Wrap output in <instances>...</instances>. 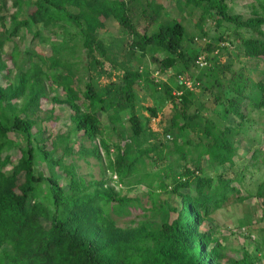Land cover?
Masks as SVG:
<instances>
[{"label":"trees","instance_id":"1","mask_svg":"<svg viewBox=\"0 0 264 264\" xmlns=\"http://www.w3.org/2000/svg\"><path fill=\"white\" fill-rule=\"evenodd\" d=\"M132 1L0 0V10L11 3L9 25L4 22L6 16H0L5 34L0 36V72H5L4 83L0 82V264L260 263V257L249 251L241 257L226 255L217 239L202 231L201 226L212 219L211 213L222 206L229 193L239 191L232 184L245 178L235 161L240 150L237 138L243 134L252 146L255 143L250 132V109L259 108L264 102H256L261 88L248 71L258 68L254 61L264 59V1L258 0L261 11L254 4L253 14L244 17L232 12L233 0H182L200 14L199 36H208L201 27L208 18L214 19L221 31L217 36L219 45L209 43L204 49L206 59L212 61L206 66L208 72L195 81L196 86H203L212 109L180 81L175 87L164 86L176 117L170 118L164 133L176 136L174 152L181 158L194 156L191 161L195 168L185 166L181 171L174 167L177 160L171 163V151L164 154L166 147L162 143L142 149L130 161L127 151L118 145L115 157L110 158L111 146L101 113L114 122L122 120V116L135 142L147 135L159 140V134L150 127L151 118L158 115L159 109L141 105L136 88L146 84L157 91L160 84L147 67L119 61L118 53L105 45L101 36L110 29L109 19L116 21L130 39L121 51L140 58L151 55L161 71L188 72V63L195 60L197 65L199 56L185 49V41L194 42L197 37L188 34L183 22L172 19L161 24L148 1L134 21ZM141 19L148 22L144 29ZM154 23L159 26L150 31ZM51 34L62 36L58 42H50L54 60L31 48L35 42L48 44ZM29 36V42L20 50L15 39ZM12 43L13 50L7 53L5 46ZM221 51L239 61L240 69L234 71L230 61L221 63ZM84 53L88 64L97 69V76L90 75L82 88L76 76ZM159 53L164 57L159 58ZM111 71L121 74L119 80H109L100 87L99 78L107 75L110 79ZM175 88L182 94H174ZM59 91L63 95H58ZM185 91L190 100L181 98ZM50 100L65 107L71 127L45 137L48 129L34 115ZM206 110L214 115L209 117ZM78 137L91 141L92 147L81 143L78 153H74L69 143ZM102 147L121 188L132 184L126 179L138 171L137 164L145 156L157 152L158 159H169L157 185L159 193L152 189L155 178L147 182L151 188L148 193L152 198L160 193L180 196L179 210L167 200L160 206L177 212L176 217L162 224L141 221L136 226H118L114 216L128 214V207L139 203V199L123 195L121 188L109 184L110 179L87 181L69 163L74 154L101 158ZM205 156L207 167L201 161ZM40 159L46 167L45 175L38 171ZM216 167L227 171L208 175ZM229 170L234 172L231 177ZM61 172L67 184L59 179ZM136 182L144 179L141 176ZM191 189L192 193L183 192ZM263 192L264 181L257 191L264 204ZM261 246L264 250V244Z\"/></svg>","mask_w":264,"mask_h":264},{"label":"rangeland","instance_id":"2","mask_svg":"<svg viewBox=\"0 0 264 264\" xmlns=\"http://www.w3.org/2000/svg\"><path fill=\"white\" fill-rule=\"evenodd\" d=\"M113 3H117L118 0H110ZM128 1V0H127ZM148 2H151L154 6V10L158 14V22L161 24H165L168 20L177 19L180 22H183L186 27L188 34L190 36L195 35L197 37L194 42L190 40L185 41V49L188 52H195L199 55L201 53L207 56V52L205 49L206 45L209 43H215V45H219L217 42V36L220 33V29L216 25V21L212 18H208L207 20L201 23V27L204 32L208 36H203V38L199 36L200 28L198 24L200 23L199 18L200 14L198 11H195L193 7H186L185 4L182 3V0H134L130 5V12L134 11V21L137 20L138 14L141 13L143 7L146 6ZM264 1V0H262ZM257 6V9L261 11L259 8L258 0H233L230 2L231 9L233 13L240 14L244 17H249L253 13V5ZM112 5V4H111ZM113 6V5H112ZM10 7L11 3H8V8L3 7L0 10V16L4 15L5 23L9 25L10 22ZM15 12V11H12ZM26 12V10H25ZM110 23V29L107 32H104L101 36V39L104 41L105 45L109 46L113 52H117V56L119 61L130 62L133 67H142L148 68L152 73L154 79L159 82L160 89L157 91L152 90L151 88L146 87V84H142V87H137L136 90L138 92L139 103L144 107H158V115L156 117L151 118L150 127L151 129L158 133V139L154 137L146 136L140 138L139 141H136L131 137V130L128 122L123 120L124 118L121 116V119L114 122L110 121L107 116L101 113L103 123L106 125L105 135L108 138V144L111 146V155L110 158H114L116 155V146L120 145L124 150L127 151L128 159L131 160L140 155L142 149H146L147 147H151L154 145L163 144L164 154L169 153L171 151L170 160L176 163L174 167L177 170H183L185 166L194 169V163L191 161L192 154L188 155L187 160L183 159L179 156V153L175 151L174 141L177 139L175 135H168L164 133L167 126H169L170 118L175 117V110L173 109V105L169 99L165 96V88L164 86L175 87L177 81H180L181 77L189 78L194 82L197 81L198 77H204L208 72L206 66L205 68H200L198 64H194L195 60L188 63L187 71L181 72L180 69H169L167 71H161L159 67V62L151 57V55H147L144 58L136 57L132 52L124 53L121 51V48H125L126 44L129 43L130 39L121 32L116 21L112 19ZM147 21L141 19V28L144 29V26L147 25ZM2 23L0 22V36L5 37L3 29L1 28ZM159 24L154 23L153 26L150 27V31H154L158 28ZM142 29V30H143ZM231 29V28H230ZM4 35H3V34ZM232 33V31H230ZM27 34L26 32L23 33ZM7 36V35H6ZM62 36L60 34L50 35V39L48 40V44H40L35 42L31 46L32 49H35L37 52L50 57V60H54L53 54L50 52V42L56 41L58 42ZM233 39V37H232ZM30 36L25 40H20L19 38L15 39V43L20 47L19 49H23V46L27 45L29 42ZM24 41H26L24 43ZM225 45V44H222ZM7 53H11L14 47V44H9L5 46ZM218 47V46H217ZM218 49V48H217ZM216 49V50H217ZM234 51V48H232ZM56 55V54H55ZM221 63H226L230 61L232 63V69L239 70L241 67V63L236 61L232 57H228L224 51L219 52ZM82 59L80 63L79 74L76 76L77 82H82L81 87L84 88L85 83H87L89 76H97V69L91 67L88 64V59L85 56V53L82 54ZM159 58L164 57L163 54H158ZM208 60V58H207ZM245 60V59H243ZM257 61V60H256ZM254 61L253 63L257 65V69L252 70L249 69V76L257 82L261 88V90L256 94L255 99L257 103L264 102V59L258 60V62ZM212 61H207V67L211 65ZM12 67V65H10ZM107 71L109 72L111 67L109 63L106 65ZM183 68V67H182ZM5 72H0V82L4 83L3 77ZM112 77L109 79L106 76L100 77L97 81V84L100 87H103L109 80H119L121 74L118 71H111ZM4 85V84H3ZM177 89L175 88L173 93ZM190 93L199 97L200 100H203L207 107L212 109V102L208 100V96L203 94V86L198 85L194 87ZM58 95H63L62 91L58 92ZM183 99L190 100L187 95V91L185 94L181 96ZM210 99V98H209ZM248 104L245 102V105ZM214 106V105H213ZM148 114V112H145ZM205 114L210 115L212 117L214 115L213 111H204ZM151 115V114H150ZM251 116V136L254 138V145L244 139V135L241 134L237 141L239 143V155L235 157V161L237 163V170L239 172L244 173V179L241 180V183L234 182L232 185L237 187L239 191L232 192L228 194V199L223 202L222 206L211 213V220H207L202 226V231H208L212 237L217 239V244L220 245L221 250L228 256H237L241 257L245 251H249L251 255H257L260 257V263L264 264V250L262 248V244H264V204H263V196H257V191L260 183L264 181V105L259 108H251L250 109ZM38 121H41L42 125L48 129V132L44 135L47 137L49 134L56 135L59 132H66L71 127V123L69 120L68 112L65 110L64 106L61 104L46 101L42 104V109L34 115ZM118 118V117H117ZM116 119V116H115ZM175 121V120H174ZM176 124V122H175ZM180 143H182V139H178ZM83 144L86 148H91L93 143L87 139L80 140V138H74L73 141H70L69 147L72 148L74 153H78L80 148L79 144ZM98 143V140H97ZM163 155V154H162ZM154 160H153V159ZM109 157H107L105 149L101 148V158H96L94 156L87 155H79L74 154L70 157L69 163H73L76 167V171L79 175L84 176L87 181L96 180L101 181L105 179H110L109 184L115 186L113 182V176L115 173L111 169H109ZM144 160L137 164L138 171L134 172L132 176L126 179V182L132 181V184H125V187L121 188L123 195H128L132 198H138L139 203L135 202L133 205L128 207V214L115 215V219L117 220L118 226L127 227V226H136L141 221H151L157 222L158 224H162L165 220H172L176 217L177 212L174 211H166L161 209V204L164 200H167L171 206H174L177 210L181 208V197L175 195H166L164 193H160L155 195L153 198L148 193L150 191V187L148 188V184L154 178L156 182H154L152 189L159 193L158 183L159 179L162 176V172H165L167 166L170 164V160H160L158 159L157 152H152L150 156H145ZM43 159H40V163L38 164L39 174H46V167L43 164ZM202 165L207 167V157L202 158ZM42 162V163H41ZM129 163H126L128 166ZM226 172L227 169L223 167H216L214 171L209 170L208 175H215L216 173ZM230 177L234 175V172L229 170L227 172ZM144 179V182L137 183L136 181L140 179V177ZM59 179L67 184L63 172L59 174ZM68 186H66L67 188ZM184 193H192L191 190H183ZM264 195V192H263ZM245 198L244 200H241ZM156 207V208H155ZM160 207V208H159Z\"/></svg>","mask_w":264,"mask_h":264},{"label":"built area","instance_id":"3","mask_svg":"<svg viewBox=\"0 0 264 264\" xmlns=\"http://www.w3.org/2000/svg\"><path fill=\"white\" fill-rule=\"evenodd\" d=\"M217 52H218V51H217ZM196 62H197V64H198L201 68L204 67V66H207V65H208V64H207L206 55L203 54V53H201V54L198 56ZM180 83H181L183 86H185L186 89H190V90H193L194 87H195V85H196V83H195L193 80H191V79H189V78H184V77H181V78H180ZM197 84H199V83H197ZM174 94L181 95L182 92H181V91H177V92H174ZM168 138H170V135H168ZM112 180H113V182L115 183V187H116V189H119V188L122 187L121 184L118 183V176H117L116 174L113 176V179H112Z\"/></svg>","mask_w":264,"mask_h":264}]
</instances>
